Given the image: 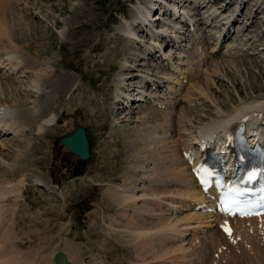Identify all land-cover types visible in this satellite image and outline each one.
Instances as JSON below:
<instances>
[{
    "label": "rangeland",
    "instance_id": "374dc122",
    "mask_svg": "<svg viewBox=\"0 0 264 264\" xmlns=\"http://www.w3.org/2000/svg\"><path fill=\"white\" fill-rule=\"evenodd\" d=\"M22 2H16L19 5L17 6L19 11L24 9ZM30 2L33 3L32 0ZM37 2L43 14L32 16L26 13V21H19L18 12L14 11V5L8 4L1 8L2 12L10 6L13 7V10L7 9L11 13L8 19L10 22L13 19L15 23L14 36L22 48L26 66L31 67L35 64V67L40 66L36 67L37 70H50L53 81L46 88L52 97L44 96L41 99L42 102L44 101V108L47 106L45 103H50L51 100V106L60 114L58 125L49 128L45 135L35 136L33 128L30 126L25 128L18 138L14 139L12 135L0 138V143H4L9 148L7 150L0 149V158L7 165L17 166L13 172H10L9 168L0 165V176H2L0 182L4 185L7 184L4 182L9 181L10 186L16 182L13 184L14 186L20 184L23 186L21 198H15L18 199L16 211L12 209L13 212L9 213V215L12 213L13 220L15 219L18 223L16 230L18 245H15L17 249H12L23 251L26 255H29L28 253L31 251L38 254V258H42L48 254L52 255L59 250L61 244H64V246L68 245L65 249L68 248L67 251H70L71 254L79 250L75 254H80L77 257H80L79 260L83 264H137L138 260L142 262L143 258L140 260L139 254L137 255V251L134 249L136 246L132 240L128 242L127 235L124 233H133V227H129L128 220H124L120 216L121 214H119L120 217L118 216L119 208L111 201L110 191L123 186L125 181L130 182L131 178L135 176L136 166L133 165L134 169H131V162L137 151L130 140L134 138L133 131L138 127L143 129L145 125H142L143 122L133 121L139 113H143L149 108L141 107L140 110L138 108L133 110L131 115L127 116L130 121H120L119 124L115 118L120 116L116 113L117 108L112 103H114L117 90L121 87V84L118 83L119 75L124 73L129 77L132 74H139L141 71L146 72L143 70L144 68L149 71L155 69L158 73L163 71L157 65L154 66L157 62L151 56H148V61H141V63H148L145 67L140 65L136 54L147 56L148 51L140 45L137 50L135 44V47L132 48V42L121 36L125 21L131 22L136 15L137 7L146 1L37 0ZM254 2V8L260 10L257 13L253 11ZM257 5H261V8H258ZM235 10L236 7L231 5L227 15ZM261 10L264 13V0H252L247 7H243L241 17H243L244 24L247 25V30L243 34L235 32L229 41L233 43L238 37L240 41L244 38L245 41L254 44L246 47L247 53L244 56L217 61L220 68L222 67V73L225 74L224 80L222 77L221 80L214 77L215 83L208 82L219 90L218 92L212 88L215 98L219 99L218 101H225L231 108L234 102H239L241 97L255 99L264 96V58H261L260 50L259 52L254 50L258 47L264 48V14H260ZM12 11H14V15ZM254 14H258V18L250 26V22L247 23V20ZM214 24L218 25L216 29H213L212 25L207 28L204 26L208 33L206 37L209 39L212 36L213 38L217 37L218 31L222 28L220 23L214 22ZM184 28L187 29L186 26ZM237 28L235 27V30ZM138 29L140 30V28ZM136 32L139 31L136 30ZM139 34L141 38L145 36L144 33L139 32ZM144 38V42L148 41V37ZM188 40L190 42L188 44L191 45L190 38ZM210 41L213 44L216 43L214 39L213 41L210 39ZM239 42L237 41V43ZM168 50H170L169 47ZM209 50L211 51L210 46ZM0 56L7 58L8 53L0 51ZM125 59H128L131 64L130 68L125 69L126 71L122 68V61ZM236 60L238 61L236 62ZM193 66L195 68L196 65ZM3 72L5 71H0V82L5 86H19L22 82L16 84V81L20 82L23 79L24 82L28 80L29 76V72H27L28 75H23L19 80L18 77L17 79L13 77L6 79ZM22 85L26 87L27 81ZM23 93L27 92L23 91ZM169 97L171 96L165 97L164 95V98ZM176 97L181 98L178 94ZM22 100H24V104L30 106L26 97ZM138 105L139 103H136L135 107ZM200 105L196 107L195 104L194 109L190 108L196 110V114L193 113L195 120L197 117V119H201L199 116L201 117L208 110L203 108L205 105ZM161 109L166 111L165 107L158 110L161 112ZM158 110L156 112H159ZM45 112L48 114L49 109H46ZM168 114H171V111ZM156 117L157 119L160 117L159 120L164 118L163 115ZM150 119L148 123H152L151 126L154 123L157 124L154 121L155 118L153 121L152 118ZM77 125L85 126L92 147L91 157L85 162L79 161L60 143V138L71 133ZM169 126L163 128H169ZM170 127L172 129L169 128L166 131L170 132L168 135H173L170 137L172 139L175 138L177 129L174 130L172 126ZM142 147V144L138 146L139 149ZM142 150H140L141 154L144 155V150ZM154 150L151 148L149 156L154 155ZM151 165L149 168L152 169L154 165ZM70 166H74V170L69 171ZM152 171L153 169L147 173V178L150 177ZM138 173L141 175L137 178H141L143 172ZM18 181L22 183H18ZM36 182L41 184L38 185ZM8 184L6 186H9ZM146 185L153 187V184L148 182ZM150 202L152 204L154 200ZM139 205L142 206L144 203L139 202ZM159 211L153 212L155 215L152 213L144 218L150 220L155 216L154 219L148 221L149 223L155 222ZM168 215L171 220H174L176 217L186 214L179 213L173 216V212L166 211L161 216L167 219ZM172 216L173 218H171ZM113 227L114 231L118 232L112 233L110 236V230ZM200 237L198 242H194L189 236L173 240L171 239L173 237H168L167 243L169 245L170 242H173L174 248L179 245L183 246L182 242L188 246L186 248L191 250L189 252L191 256L187 253V257L183 258L182 255V260H180L185 264H264V240L261 238L251 239V241L238 246L243 241L239 236L238 238L241 240L237 238L229 244L230 246L219 244L215 249L208 247L209 251L204 250L202 255L199 253L200 257L195 250H201L202 243L208 244L207 237L206 239L203 235ZM155 239L149 240L148 245L152 242L156 246L160 237ZM129 243H133V246ZM257 243H261V246ZM158 244L160 245L159 242ZM189 246L192 247L189 248ZM255 246H258L259 250ZM224 249H228L227 254L223 252ZM193 251L194 253H192ZM213 251L215 252L213 253ZM158 261L154 264H157Z\"/></svg>",
    "mask_w": 264,
    "mask_h": 264
},
{
    "label": "bare ground",
    "instance_id": "6f19581e",
    "mask_svg": "<svg viewBox=\"0 0 264 264\" xmlns=\"http://www.w3.org/2000/svg\"><path fill=\"white\" fill-rule=\"evenodd\" d=\"M17 1H23V10L19 11L20 9L17 7L19 6L16 3ZM30 1L0 0V51L8 53L7 58L0 56V71H5L3 73L6 75H4L6 79L11 77L17 79L18 77V80L19 78H22L23 75H28L27 72H29L28 80H25L26 78L24 79V82L27 81L26 87L22 85L24 83L23 79H21L20 82L16 81V84L22 82L19 86H5L2 82H0V138L10 135H12L14 139L18 138L20 134H22L21 132L30 126L33 128L35 136H42L49 131V128L54 125H58L60 119V114H58L55 108L51 106V100L50 103H45L47 105L46 108L43 107L44 101L42 102V99L44 96H49L50 98L52 97L51 93L48 92L46 88V86L49 87V83L53 81L50 70H37L40 66H36V68L33 63L34 67L26 66L27 63L24 62L22 56V48L18 44L17 38L14 36L13 30L15 23L13 19L11 22L10 19H8L11 15L9 10H13V7L15 13L18 12L19 21L27 20V17L25 18L26 13L32 16L42 15L43 11L39 7L40 5L38 6L37 0H32L33 3ZM145 1L146 2L143 5H139L137 7L135 11L136 15L133 20L131 22L125 21L123 30L121 31V34L122 32L123 34L120 35L126 40H129V42H132V48L136 46L135 48L139 50V45L142 48L144 47L149 52V56L155 57L161 62L159 63L160 66H157L162 68L163 71L158 73L155 69H150L149 71V69L142 68L147 72V74L146 72L141 71L140 73L138 72L139 74H132L129 77L124 73L119 75L118 83L121 84V87L117 90L114 98L116 101L125 100L124 102H126V106L128 107H125V105L120 103L123 106H118L116 113L119 114L120 117L115 118L117 123L120 121H130L127 116L131 115L132 111L137 108L140 110L141 107H147L149 110L146 109L143 113H139L133 121L140 123L143 122L144 124L142 125H145L143 129L141 127L136 128L137 130L135 129V131H133L134 138L130 140L135 151H137L134 153L133 160L131 162V169H134L133 165L136 166L134 169V179L131 178L132 176L130 175L131 177H129L132 179H130L131 181L128 179L130 182L125 181L126 183H124L123 186L117 188L115 187V190L110 191L111 201L119 208V211L117 212L118 216L121 214L120 216H122L124 220H128L129 227H133V233H124L127 235L126 239L128 242L132 240L136 246V248H133L136 249L137 255L139 254L138 256L140 260L143 258V261L141 262L138 260L137 264H154V262L156 263L158 260L160 261H158L157 264H185L180 261L182 260V255L183 258L187 257V253L190 255L189 252L191 250L186 248L188 246H185L184 242H182V244H184L183 246L179 245V247L176 246V248H174V245H172L173 242L169 241L170 243L168 245L167 238L173 237L171 238L173 240L178 237H185L186 233H190L191 235V233L201 229L211 228V231L208 232V244L205 245L202 243V249L197 245L201 249L195 250L198 255L199 253L202 255L205 252L204 250L209 251V248H217L219 244H228V246H230L229 244L232 243L233 239L235 238L236 240L239 236L243 241L240 242L238 246L255 238H261L264 240V217L251 220H238L234 222L233 236L231 239H227V237H225V235L219 230L214 229L211 215L195 213L192 211H190V213L187 211L186 215L182 217L178 216L174 220L169 218L170 215H168L167 219L164 218V216H161L169 210L174 212H178L179 210L183 211V208L188 210L187 203L190 200H204V197L201 195L200 190H198L195 179L191 173V167L182 157L183 148L187 149L193 146L197 137H203V135L208 132L213 133L215 138H219L222 133L227 132L231 127H235V123L240 121L242 118H249L251 126L258 124L262 130L264 128V96L256 97L255 99L251 98L252 100L250 98L241 97L239 102H234V105L231 108L227 106L225 101H218L219 99L215 98L212 93V88L216 89L218 92L219 90H217L215 86H212V84L208 83H215L216 79L214 80V77L219 80H221L222 77V80H224L225 74L222 73V67L220 68L217 64V61H219L220 58L221 60L226 61L227 57V59L241 57V55L246 54L245 51L246 47H249L248 45L253 46L254 43L250 44L249 42H245L244 38L240 41L237 37L236 41L233 43L229 42V45H227V53H229V55L225 53L219 57H215L213 55V53L217 52V43L220 37H223L222 44L220 45L223 46V44L228 42L231 36L235 33V27H238L236 32L240 34H243V32L247 30L246 23L244 24L242 21L243 17H241V12L242 8L247 4L249 5L252 0H236L237 3L234 2L236 3V10L230 15H227V13L229 11V6L233 3L232 0L228 2L227 6L222 5L220 7H218L217 4L223 3L224 0ZM8 4L14 6H10L1 12V8ZM261 5H257L258 8H261ZM254 7L255 2L253 8ZM155 8H157V11L160 10V12H162V19H160L161 16L160 14L158 15L157 11L154 12ZM219 9H224V11H219ZM14 11H12L13 15L15 14ZM259 11L256 8L255 12L257 13ZM219 16H226V18H224L226 19V22L223 24L222 32L220 33V31H218L219 37L217 38V42L212 45L210 51L209 46H211V41L208 37H206L207 33L204 30V26H206L210 20ZM257 18L258 14H254L252 17H249L247 23L250 22L251 26L255 23L254 20ZM170 19L174 20V22H171ZM216 22L219 24L221 19H216ZM230 23H232V25H230ZM188 24H191L193 32L189 27L188 28L191 31L184 28V26H187ZM27 25L29 26V24ZM213 27L217 28V24L213 25ZM138 28H140V30ZM136 30L140 33H144V37H148V41L144 42L145 38H141L139 32L137 33ZM188 33L189 35H187ZM186 35L189 38L190 36L194 37L190 38L191 45H194V48L191 49L189 47L191 45L188 44L190 42L186 41L184 37ZM183 38L185 43L183 42L184 44H180L176 49L178 54H176V52L172 54L171 50H168L167 52V48L172 46V43ZM237 41L240 42L237 43ZM190 50L193 51L190 53ZM254 50L258 52L260 50L259 53L262 54L261 58H264V48L260 49V47H258L254 48ZM147 51L144 50V52ZM136 55V58H139L140 65H144L143 67H145L148 63H141V61L145 59L146 55ZM237 61L238 60H236V62ZM167 63L174 67L181 75H183L184 78L188 79L187 87L182 80H180L177 76H174L176 73L168 71L166 68ZM130 65L131 64L128 59L122 61V68H124V71H126V68H130ZM193 65H196L194 72H192L193 69L191 68ZM227 69H229L228 66ZM227 69L225 68V70ZM203 77L204 80H202ZM147 84L151 87H156V89H150L149 91ZM160 88H165L168 93L163 92ZM182 89H185V91L181 93L180 91H182ZM23 91L28 94L23 93ZM21 93H23V95H25L24 97L29 100L28 103H30V106L24 104V100H22L24 97H22L23 95H21ZM177 94L179 97L181 96L180 99L176 97ZM164 95H170V101L163 99ZM116 101L114 105H117ZM148 101L150 103H152V101H156L158 104L165 106L166 111L161 109L160 112L157 109L158 107L153 108ZM137 102L139 105L135 107ZM195 104L196 107L203 104V106H205L202 107L208 109L206 113L204 112L205 114H203L204 110L201 112L203 114L201 117L199 116L201 119H197L198 117L196 118V120L199 121H196L195 116L193 115V113L196 114V110H192L195 108ZM131 106L132 108H129ZM179 106H181L180 109H178ZM168 107H170L169 110H167ZM46 109H49L48 114L45 112ZM157 110L159 112H156ZM169 111H171V114L167 115ZM157 115H163L164 118L159 120L161 116L157 119ZM150 118H152V121L155 118L156 120L154 121L157 122V124L154 123L151 126L150 124L152 123H148ZM62 122L64 123V121ZM166 124L168 126H172L174 130L177 129L175 138L170 139L173 135H168L170 132L168 130L166 131V129L171 127L169 126V128L164 129L163 127H168L165 126ZM262 132L264 135V130ZM141 144L143 147L139 149L141 146L139 148L138 146ZM151 148L155 149L154 155L149 156L151 154ZM0 149L7 150L9 148L4 143H0ZM140 150L143 151L144 155L141 154ZM150 164L154 165L152 168L153 171L151 175L149 174L150 177L147 178V173L152 170L149 168ZM0 165L9 168L10 172H13L17 167L15 164L14 165L16 167L10 164L7 165L2 158H0ZM138 172H143L141 178H137L141 175ZM3 176V178H5V175ZM0 178H2V176H0ZM8 182L4 183L8 184ZM146 182L153 184V187L146 185ZM14 183L16 184V182ZM14 183H12L11 186L9 184V186H6L7 184L3 185L0 182V264H55L54 258L58 252L65 254L70 264H83L79 260L80 257H77L79 253L75 254V252H78L79 250L74 251V254L72 253V255L70 251H67L68 248L65 249L68 245L64 246V244H61L59 250L57 249L58 251L52 255L48 254V257L44 256L42 258H38V254H34L31 251L30 253L27 252L29 255H26L23 251H15L17 249L15 245H18V241L16 240L18 223L15 219L13 220L14 216H12V213L10 215L9 213L12 209L16 211L17 208L15 207L18 199L15 198H21L23 186L22 184L14 186ZM18 183L22 182L18 181ZM36 183L38 185L41 184L40 182ZM152 200H154V203L151 204L150 201ZM139 202H143L144 205L140 206ZM157 210H160L156 218L157 220L149 223L148 221L154 219L155 216L151 215L153 218L151 217L150 220H146L144 217L152 214L153 212L156 213ZM155 213L153 214L155 215ZM173 216L171 218H173ZM115 232L117 233L118 231H114L113 227V229L110 230L109 235L112 236L111 234H115ZM158 236L160 237L158 240L160 245L158 242H156L158 246L156 243V246L153 245L152 242L148 245L149 240L153 241V239L158 238ZM162 237L164 238L161 239ZM199 238L201 237L196 236L193 238V241L195 242ZM244 239L246 240L244 241ZM133 243L129 244L133 246ZM258 244L259 243H257V245ZM191 247L192 246H189V248ZM257 247L255 246V248ZM144 251L147 253L145 254ZM219 251L218 253H220ZM214 252L215 251H213V253ZM223 252L227 254L228 249H224ZM192 253H194V251ZM252 253L254 254V252ZM183 260L185 261V259Z\"/></svg>",
    "mask_w": 264,
    "mask_h": 264
},
{
    "label": "water",
    "instance_id": "95a60500",
    "mask_svg": "<svg viewBox=\"0 0 264 264\" xmlns=\"http://www.w3.org/2000/svg\"><path fill=\"white\" fill-rule=\"evenodd\" d=\"M63 146L81 161H86L90 157V144L87 137L86 129L83 126H77L76 130L70 135H66L60 139ZM72 169V168H71ZM56 264H70L65 254L58 252L55 256Z\"/></svg>",
    "mask_w": 264,
    "mask_h": 264
},
{
    "label": "snow or ice",
    "instance_id": "6c2138e0",
    "mask_svg": "<svg viewBox=\"0 0 264 264\" xmlns=\"http://www.w3.org/2000/svg\"><path fill=\"white\" fill-rule=\"evenodd\" d=\"M200 172H202L204 174V176L201 178V182L203 184H205L206 186L210 183V181L208 179H206L205 177H210L213 173L211 171H209L207 168H201ZM257 176V172L253 171L249 174L248 176V181H252L253 179H255ZM232 192L236 193L237 195L242 196L244 193L242 191H240L239 189H232ZM240 201L238 200H232L231 203H229L227 200L224 203V207L223 210L231 215H235L236 211L233 210L234 206L236 207V209L238 211H240V214L242 215H252V214H256V215H262L264 216V211H260V212H250V211H245L244 208L239 207L240 205ZM258 207L264 209V197H261V203L258 205ZM225 228V231L231 235V229L229 227H227L226 225L223 226Z\"/></svg>",
    "mask_w": 264,
    "mask_h": 264
}]
</instances>
